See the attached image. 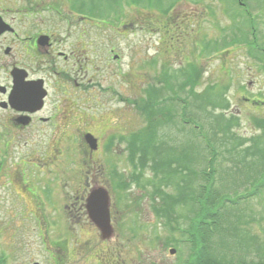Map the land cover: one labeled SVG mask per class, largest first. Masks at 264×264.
<instances>
[{"label": "rangeland", "instance_id": "1", "mask_svg": "<svg viewBox=\"0 0 264 264\" xmlns=\"http://www.w3.org/2000/svg\"><path fill=\"white\" fill-rule=\"evenodd\" d=\"M101 3L97 2L98 5ZM233 3H235L234 0H181L176 5L173 16L178 19L180 16L189 15L190 23L188 29H186L187 37L183 38L185 39L183 49L180 45L171 42L168 33H165L167 34L165 35L167 40L165 47L160 49V41L163 40L164 42L165 39L155 34L157 31L152 34H145L140 31L128 32L125 40L127 47L124 51L122 50L123 57L121 61V71L125 74L122 80L126 84H120V87L128 90L127 96L129 99H136L141 96L146 98L148 93L153 96L156 102L159 101L155 108L161 109L163 107L167 112L179 111L182 103L178 102L175 97L186 100L187 109H189V112L186 111V118L176 121L174 117L162 129L158 127H153V129L160 138L164 137L165 141L167 140V145L163 148L168 149L170 153L175 146V142L171 137H176L177 144L188 139H190V142H198L199 138L195 136L198 131H201V136H204L206 131L211 137L213 132L214 138L218 140L217 152L220 149V153L213 164V169L216 171L212 188L215 187L220 195L226 192L230 197H233L234 194H240L245 187H248V184L251 185L250 182H246L251 176L257 177L255 183L264 176V165L261 167L260 161L246 160L245 155L240 163L239 160H234L237 164H233V167L227 165V162L232 158L239 156L237 150H245V143L250 144V137L262 131L261 128L264 125V55L252 50L256 49V45L253 44H250L251 49L246 42L245 44L241 42L242 44L236 45L227 44L234 30L232 27L231 29L228 28L232 22L231 10L236 8L238 11L241 10L237 4L233 5ZM146 4H142L138 11L132 9L125 11L123 9V13L118 14L123 19L132 21L137 15L145 16L149 14L155 18L158 24L159 19H163V15H159L157 12L159 10L152 7V4ZM245 4H247L251 14L258 16L256 22L252 25L255 28L258 41L263 40L258 43L261 48L264 46V0H245ZM115 13L114 9L112 14ZM225 30L227 35H225ZM177 32H175L176 36ZM114 36L113 33L112 37L114 38ZM203 37L207 41L206 44H212L216 39L220 40L218 44L216 43L215 52L203 50L201 55L199 48ZM224 37L226 42L221 44ZM247 39L250 40L249 35ZM170 43H172V47L167 49L166 45ZM181 44L183 45V40H181ZM220 44L223 47H218ZM193 62L196 64L201 77L197 80L194 79L185 87L181 86L183 79L180 80L179 84L173 86L171 84L172 70L178 69L179 66L186 68L187 64ZM166 73L170 77L168 78L170 83L166 78ZM214 82L218 84L215 83L214 89L210 90L209 86L213 85ZM171 85L176 90L172 91L167 88ZM208 91L215 103L222 102L220 96L222 92L223 96L227 98L229 105L227 112H225L228 117L226 125L229 127V117L234 119L233 131L244 137L239 136L240 139H236L240 141L231 140L229 132L223 133L222 131H226L225 127L221 130L222 135L214 131L212 119L215 114L221 116L220 107L211 105L209 102L200 105L199 102L200 97ZM164 96L172 97V100L169 98L163 101ZM245 97L253 98L256 103L253 105L248 104ZM111 104L113 111L112 115L107 117L108 125L106 129L112 131V134L126 133L128 134L126 137L129 138L133 133L132 131L136 127L139 128L147 120L145 114L144 118L138 116L129 103L121 106L120 102L115 103V101H112ZM121 107H123L122 110H120ZM115 109L117 110L115 111ZM149 113L150 111L147 112V116ZM159 115L163 116L162 113ZM2 116L3 113L0 111V118ZM173 120L176 123H171ZM256 120L258 121L257 126L255 124ZM115 126L121 128L117 131L111 129ZM144 129L145 126H142L134 132H141ZM4 130L12 131L21 141H29V137L32 139L29 129L19 127L10 130V125L1 122L0 132ZM35 141L37 140L27 144L9 143L6 146L4 143H0V162L2 163L0 170L1 264H32L35 261L38 264H48L43 245L35 229L32 226L29 227L22 220V216L26 213V206L15 193L17 184L20 185L21 189L22 183H26L22 179L25 172H21L22 164L19 161L22 158L33 157L32 148L35 147L33 144ZM213 141L215 142V140ZM125 144L126 142L116 145L114 151L117 153L124 152V148L126 150ZM205 156H208L206 152ZM112 158L115 159V156L112 155ZM191 159H193L192 163L195 170L204 167L202 161L198 166L197 157L192 156ZM120 162H122L121 165H119ZM118 163L117 172L113 176L115 174L123 176V185L128 189L129 198L138 199V202L119 199L121 203L127 205L124 206L116 200L113 193L111 208L115 212H113L114 215L117 216V221L114 224L115 230H113L112 237L98 239L95 234H92L93 230L90 229V226H87L91 237L81 240L83 246H75V251L72 253V262L65 259V261H59L60 264H110L111 261L114 263V259L120 254L119 243L124 246V248L122 247V257L126 258L125 264H176L178 254L181 255L179 260L186 258L189 254L193 259V264H205L206 262L256 264L258 261H264V255L262 257L258 254L259 247L264 249V187L258 193L259 195L245 201L242 200L237 204L225 205L221 212L222 215H218L217 218L220 219V222L215 224L214 229L210 224L212 217H210V221L208 218H199L197 221L199 223L197 234H200L198 240L201 244L197 247V252L193 253L189 249L188 243L179 244L178 238L181 235L178 231H175L174 226L180 223L185 227L187 217L194 210L190 212L188 208L184 207L192 205V194L198 191L197 176L189 174L188 179H186V176L178 179L175 192L171 191L174 192L173 195L176 198V207L174 209L168 208L158 215L157 213L152 214L149 210L150 203L145 198L148 196L143 193L142 189L141 192L136 188V184L130 183L128 180V177H132L133 174L149 177L142 182L140 187L144 188L146 193L152 194L154 185L149 181L152 179L151 173L153 172L148 168H142L143 170L131 168L135 167L136 163L126 161L125 157ZM26 172L28 179H34V183L30 184L33 187H37L41 181L55 179L52 175L36 177L38 173L32 166H27ZM100 180L103 181L102 178ZM185 183H187L186 188L182 191L181 188ZM52 184L53 190L57 194L56 198L61 197L65 188L60 189L58 187V179H55ZM166 184L167 182L164 183L165 186ZM48 186L49 184L45 185L44 189L46 201H48L47 195L51 194V192L46 191ZM165 186L161 187V195L166 194L167 191L170 192L169 188ZM22 188L21 191L18 190L19 193L28 191L26 185H23ZM165 198H156L157 203L162 204ZM133 204L138 207L141 205V208L135 213L136 218L132 221L130 217H133L135 208L128 206ZM19 212H22V215H19ZM208 228L211 230L209 231ZM176 239L177 242L174 241ZM209 243H211L210 250ZM91 247L97 249H94L96 252L101 251V256L92 254L94 250L90 252ZM173 248L176 250L172 253ZM108 253L114 254L113 259ZM61 254H64V252H61Z\"/></svg>", "mask_w": 264, "mask_h": 264}, {"label": "flooded vegetation", "instance_id": "2", "mask_svg": "<svg viewBox=\"0 0 264 264\" xmlns=\"http://www.w3.org/2000/svg\"><path fill=\"white\" fill-rule=\"evenodd\" d=\"M79 17V0H0V86L6 92L0 93V100H6L18 79L37 81L45 88L43 103L34 112L23 111L11 104L12 107H5L14 113L7 118L11 123L27 127L38 123V116L49 115L57 128L74 118V108L80 106L81 97L94 90L88 85L94 78L95 60L91 61L89 49L81 48L80 31L86 32L84 37H90L89 32L95 31V25L81 24ZM180 17L172 18V21H179L173 25L177 29L187 21L186 17ZM89 44L94 43L83 39V46ZM42 137L47 138V135ZM94 170L86 169L82 174L86 182L76 184L72 189L73 200H68L71 202L68 219L72 222L89 223L86 200L92 190L103 188L96 180ZM106 189L109 192V188ZM114 213L110 217L116 222ZM69 233L75 234V231ZM56 250L61 253L65 248L57 243ZM68 250L69 258H72L71 249ZM119 251L117 259L124 264L123 248ZM63 257L61 254L62 260Z\"/></svg>", "mask_w": 264, "mask_h": 264}, {"label": "trees", "instance_id": "3", "mask_svg": "<svg viewBox=\"0 0 264 264\" xmlns=\"http://www.w3.org/2000/svg\"><path fill=\"white\" fill-rule=\"evenodd\" d=\"M194 76H191L190 81L187 80H183V83L188 84L190 82L194 81ZM199 102L205 103V102H209L211 103V105H215V106H219L220 107V114H215L214 118L212 119L213 123L212 126L214 127V131L220 135H222L221 130L225 127L226 131H222L223 133H227L229 132V135L231 137V140H235V141H240V140H236V139H240L239 138V134L235 131H233L232 124L234 119L229 117V127L226 125V120L228 119V117L225 114V110L228 106V103H226V105H223V103H220L219 101L216 102L218 104L215 103V100H213V97L211 95V93L208 91V93L202 97H200ZM255 124L257 126L258 121H255ZM262 131H260L259 133H257L256 135H253L250 137L249 141L251 142L250 144L245 143L246 147L245 150L242 151H238V155L235 158H232L229 162H227V165H231L233 164L235 161L234 160H240L242 161L244 155L246 156V160H250V161H260L261 162V167L264 163V125L261 128ZM212 137L211 141H209L207 143V145L205 147L196 149V151H194L195 153H197L199 158H202V154L204 152V150L206 149V151L208 150L209 154L211 155V153H214L217 151V146H218V140L216 138H214L213 132H212ZM242 137V136H240ZM244 138V137H242ZM215 140V143L214 141ZM220 151V149L218 150V152ZM243 152V153H242ZM196 154L191 153V156L195 157ZM213 158L212 157L209 161H207V165L206 166L208 169L206 170V172H204L203 174H201V177L204 179L203 183L200 184L198 186V191H196V194H192V205H189L190 208V212L193 210L192 214L190 217H187L186 219V233H187V242L190 243V247L191 250L193 251V253L197 252V247L200 246L201 242L198 240L200 234H197V229L199 226V223L197 222L199 218H208L210 221V217H212V222L210 224H212V228H215V224H219V220L218 215H222V209L225 208L226 204H231V203H237L238 200L240 199L239 197H236L235 199H228L227 197H222L219 192L216 191L215 187L212 188L213 185V169H212V164H213ZM191 163V161H190ZM236 163V162H235ZM150 168L156 170L157 172L159 171V169L161 168L158 165L155 164H151ZM254 169V167H253ZM237 173V172H236ZM215 175V174H214ZM252 177V176H251ZM247 182V181H246ZM250 182V181H249ZM258 182V181H257ZM252 184V188L250 189V191L248 192V196L244 197L243 200L246 199H250L252 197H254L255 195H259L258 193H260L264 187V181H260L258 184H255L251 181ZM176 199V198H175ZM175 199H174V204H175ZM177 209V208H176ZM196 209V210H195ZM156 213L158 215H160L161 213H163L162 210H156ZM188 221V222H187ZM180 225V223L176 224L174 226V229L176 228V226ZM209 229V228H208ZM211 229H209L210 231ZM155 234V231H154ZM181 237H185L184 234H180ZM175 242H177V239L174 240ZM174 245H176L174 243ZM211 249V243H209V250ZM259 256L264 255V249L259 247ZM264 258V257H263ZM2 263V256H0V264ZM187 264V263H186ZM191 264H193V261L191 262ZM205 264H216L213 262H206ZM226 264H233L231 262L226 263ZM256 264H264V261H258Z\"/></svg>", "mask_w": 264, "mask_h": 264}, {"label": "bare ground", "instance_id": "4", "mask_svg": "<svg viewBox=\"0 0 264 264\" xmlns=\"http://www.w3.org/2000/svg\"><path fill=\"white\" fill-rule=\"evenodd\" d=\"M16 189L19 190V189H20V185H17V186H16ZM103 208H104V207H103Z\"/></svg>", "mask_w": 264, "mask_h": 264}]
</instances>
